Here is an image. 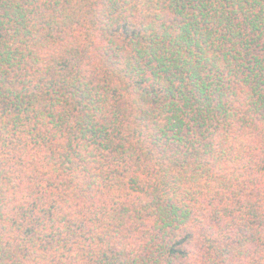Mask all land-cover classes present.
<instances>
[{"label":"trees","instance_id":"1","mask_svg":"<svg viewBox=\"0 0 264 264\" xmlns=\"http://www.w3.org/2000/svg\"><path fill=\"white\" fill-rule=\"evenodd\" d=\"M0 264H264V0H0Z\"/></svg>","mask_w":264,"mask_h":264}]
</instances>
